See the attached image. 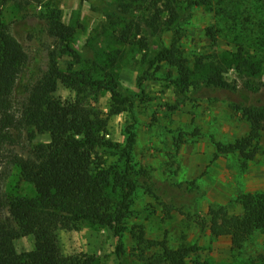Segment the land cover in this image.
<instances>
[{
	"label": "rangeland",
	"instance_id": "374dc122",
	"mask_svg": "<svg viewBox=\"0 0 264 264\" xmlns=\"http://www.w3.org/2000/svg\"><path fill=\"white\" fill-rule=\"evenodd\" d=\"M139 1L124 11L119 8L121 0H14L2 7L0 22L10 26L27 50L28 78L57 62L61 70L80 78L91 72L93 78L110 82L105 71H111L122 85L121 92L130 95L126 100L96 86L82 93L83 102L100 109L107 119L105 139L125 147L128 128L132 131L130 153L137 189L122 237L125 264H144L134 235L140 230L146 238L166 240L173 248L195 245L190 264H264V232H256L236 252L230 238L212 237L208 225L199 223L208 224L211 205H225L230 214H240V194L264 191V132L256 157L246 165L239 153L220 154L217 149L219 143L226 145L250 133V123L238 104L264 105V44L255 25L260 22L254 5L258 0H212L210 4L196 0L180 27L187 74L161 60L144 78V93L139 79L147 69L148 53L138 41L144 38L157 50L171 45L174 31H161L169 0ZM176 1L185 10L187 0ZM53 11L61 22L74 27L73 41L79 49L93 48L90 61L72 57L65 44L49 33L47 19ZM150 20L157 29L149 25ZM238 23L249 24L255 34L233 29ZM136 24L143 26L141 34ZM130 27L135 43L123 39ZM210 27L222 28L223 35L215 40L208 34ZM213 79L233 87L220 88ZM77 91L75 84L58 81L54 96L72 101ZM24 96L25 88L20 87L14 103L17 110ZM49 141L48 132L29 127L19 143L0 148V192L6 198L35 195L34 185L21 178L15 158L29 157L35 146ZM120 148L96 149L112 173L124 168ZM113 190L109 187L119 200V191ZM118 243L113 229L99 223L86 221L59 230L63 254L85 253L95 258L94 264H118ZM14 244L19 253L27 254L34 249V238L21 236Z\"/></svg>",
	"mask_w": 264,
	"mask_h": 264
},
{
	"label": "trees",
	"instance_id": "16d2710c",
	"mask_svg": "<svg viewBox=\"0 0 264 264\" xmlns=\"http://www.w3.org/2000/svg\"><path fill=\"white\" fill-rule=\"evenodd\" d=\"M10 1L14 0H0V12ZM121 1L119 8L124 11L130 9L132 2L140 4L139 0ZM211 1L201 0L204 4ZM168 3L165 4L168 6V19L161 31H174L171 45L155 50L144 38L138 41L148 53L147 69L139 79L142 93L148 71L161 60L165 59L177 67L182 75L187 74L186 60L179 44L180 27L189 19L190 8L196 0H187L188 5L183 11L178 1L169 0ZM254 5L260 18V22L255 24L260 35L257 37L264 44V0L256 1ZM131 20L135 23L134 16ZM153 21H148L149 25L157 29L158 25ZM136 25L137 34H141L143 26ZM47 27L52 36L65 44V51L72 57L91 60L89 56L93 48L79 49L73 41L74 27L61 22L54 11L47 19ZM233 29H246L255 34L247 23H238ZM130 31L132 27L123 32V39L135 43V36L131 38ZM207 31L215 40L224 33L222 28L210 27ZM29 61L27 50L11 32L10 26L0 22V148L19 143L24 130L29 127L50 134V141L35 146L29 157L15 158L21 178L34 185L35 195L6 198L0 192V264H94L93 256L85 253L65 255L59 245L61 228L77 227L86 221L113 229L119 238L116 247L118 264H125L122 237L129 204L137 189L130 153L132 131L128 128L129 143L125 147L120 148L105 139L103 132L107 119L100 109L83 102L82 93L87 87L96 86L115 95H124L126 100L130 95L121 92L122 85L111 71H105L107 76H111L110 82L93 78L91 72L82 73L80 78L64 72L56 62L47 71L32 73L28 78ZM93 63L98 64L96 60ZM58 81L75 84L77 98L67 102L57 100L54 93ZM212 83L220 88L233 87L222 79H213ZM20 87L25 88V96L17 110L14 103ZM237 108L250 123V133L226 145L219 143L217 149L220 154L239 153L246 165L259 151L260 136L264 132V105L244 103L238 104ZM117 111L121 112V109ZM100 147L120 148L125 159L124 168L112 173L104 167V158L96 152ZM109 187H113L112 193L119 191V200L111 195ZM238 203L242 208L240 214H230L225 205H211L208 224L199 222L208 225L212 237L230 238L231 248L236 252L256 232H264V191L242 193L238 196ZM134 235L144 264H190L189 255L196 249L195 245L173 248L166 240H150L143 230ZM21 236L34 238V249L27 254L19 253L15 248L14 241ZM153 248L157 249L155 253L145 255Z\"/></svg>",
	"mask_w": 264,
	"mask_h": 264
}]
</instances>
